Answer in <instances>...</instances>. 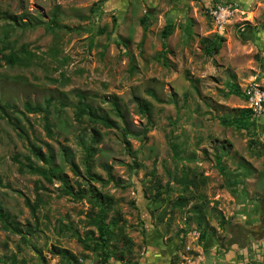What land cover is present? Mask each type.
Wrapping results in <instances>:
<instances>
[{
	"label": "rangeland",
	"instance_id": "374dc122",
	"mask_svg": "<svg viewBox=\"0 0 264 264\" xmlns=\"http://www.w3.org/2000/svg\"><path fill=\"white\" fill-rule=\"evenodd\" d=\"M174 1L0 0V50L21 60L13 66L0 62V204L24 235L30 230L23 241L0 227V264H11L12 258L16 264H64L54 248L84 254L79 264L88 258L102 263L99 256L82 253L65 228L81 237L95 233L85 226L90 204L57 198L56 178L41 182L43 204L31 216L24 197L35 199L38 177L20 173L12 161L27 155L14 125L43 152L44 144L52 147L70 184L88 183L112 202L107 222L116 218L122 226L113 241L116 260L123 255L118 264L144 258L151 231L160 233L163 243L176 239L172 264H226L224 254L232 245L240 250L260 243L264 110L240 123L233 118L250 110L243 92L253 84L264 87V2L239 5L219 31L200 0H182L185 7ZM214 36L225 41L207 56L204 48ZM233 88L239 95L229 94ZM46 100L51 139L41 116L23 108ZM80 101L116 124L95 126L101 141L91 174L101 182L85 176L83 147L92 127L86 116L81 123L75 119ZM140 101L149 104V119L140 113ZM60 145L71 151L79 176L66 165ZM198 210L204 217L200 227Z\"/></svg>",
	"mask_w": 264,
	"mask_h": 264
},
{
	"label": "trees",
	"instance_id": "16d2710c",
	"mask_svg": "<svg viewBox=\"0 0 264 264\" xmlns=\"http://www.w3.org/2000/svg\"><path fill=\"white\" fill-rule=\"evenodd\" d=\"M143 31H147L146 26L143 27ZM171 32L172 29L167 30L164 33L165 37L166 35L171 34ZM250 32L251 31L248 30L246 33ZM224 41L225 39L222 36H214V39L208 45L205 46L204 53L207 56L217 54L220 50L221 44ZM0 53V62L4 61L9 66L19 64L21 61L15 53L4 55L2 50H0ZM229 94L239 95V89L233 88L232 90H230ZM138 106L140 108V113L144 115L147 119H149V104L140 101L138 103ZM5 107L14 109L13 106H10L8 104ZM50 107V100H46L43 106H33L29 103H25L23 108L25 113L38 114L41 116L43 131L45 132V135L51 139L53 135L54 125L50 122L49 119V115L51 114ZM1 109H4V107L0 106V110ZM92 110L93 109L91 106L80 101L76 108L75 119L77 122L81 123V121H83V117L86 116L88 118V122L91 123L90 126L92 127V131L89 137L88 144L83 147L84 156L82 161L85 167L86 179L88 181L101 182L102 180L100 177L91 174V160L92 157L98 151L96 146L101 141V134L95 126L100 125L101 127L109 129L116 127V124L114 122H110L107 118H105V116H101L99 118L96 117V114L93 113ZM116 115L121 116L119 109L116 112ZM247 115L252 116L251 110H240V112L237 113L236 117L234 116L233 120L237 123H240L246 118ZM14 127H16V130L18 129L20 131L18 136L22 139V141L24 140L25 142L27 155L21 157L16 155L12 157V161L16 163L20 173L38 177L35 199L31 201L29 197H24V204L28 208L31 216L34 217L40 206L43 204L42 196L38 193V190L44 189V187L40 185L41 182L52 184L53 179L56 178L57 181L61 183L57 198L69 197L72 201L75 202H80L86 199L88 204H90V210L87 213L85 226L87 228H92L95 233L89 231L86 232L83 237H81L76 230L65 227L72 231L73 236H75L78 243H80L82 247V253L87 251L92 254H95L96 256H99L102 261L101 264H109L108 259L110 258L116 260L115 254L117 248L113 244V241L115 240V238L120 236L122 232V226L119 224L120 220L116 218H113L109 222H107V214L110 211L112 202L107 198L106 195L100 194L98 190H96L88 183L86 185V188H81L80 185L74 187L72 184H70L68 177L63 175L60 172V168L55 164V152L52 147L48 144H44L45 151L43 152L41 146L37 144L38 141L34 139L31 140L25 134V132L21 128H19L18 125H14ZM60 149L62 151V158H64V161L66 162V165L69 167L70 171L75 176H79L76 164L70 159L72 158L71 151L61 145ZM175 156L177 157L178 154L175 153ZM106 170L109 174L110 168L106 167ZM101 198L103 199V201L100 200ZM180 201L184 203L185 199L181 198ZM198 212L199 214L196 221L197 225L200 227L204 222V217L201 214L200 210H198ZM11 218L12 216L0 204L1 229H3L4 231H9L12 234L19 235L20 238L24 241L26 238L25 235H27L30 230H28V233H25L24 235V232L22 231V228H20L19 224L12 222ZM160 222H162V219H160ZM221 225L225 227L228 225V222L222 221ZM205 235L206 232H203L201 238L203 239ZM54 252L57 255L61 256L64 264H79V258L81 256L84 257V254H80L79 257L74 255L70 251L61 248H54ZM122 256H119L117 260L122 259ZM22 263L24 264V262ZM136 263L137 262H134L132 264ZM11 264H16L15 258H12Z\"/></svg>",
	"mask_w": 264,
	"mask_h": 264
},
{
	"label": "crops",
	"instance_id": "0c3cea01",
	"mask_svg": "<svg viewBox=\"0 0 264 264\" xmlns=\"http://www.w3.org/2000/svg\"><path fill=\"white\" fill-rule=\"evenodd\" d=\"M157 1L158 0H142V2H144L145 4H154ZM200 1L205 8L213 7V5L215 4L236 3L238 7L241 6V8L243 9L251 7L256 3L258 4L264 2V0H200ZM174 2H175L174 4H179L178 7L184 6V4H181L182 0H175ZM250 221L253 222L255 220L251 218ZM259 227L260 225H258V231L260 233H259V240L257 241H259L260 243L256 245L247 244L246 247H243V249L240 250H238L236 245H232L231 248L226 253L223 251L225 253L224 254L225 260L227 261L226 264H264V228L259 229ZM161 236L162 235L160 233H159V237L156 236L155 231H151L150 233H148L145 239L146 244L144 245V249H143L145 252V256L136 264H172L170 258L173 255L174 250L176 249L177 246L175 241L176 239H173L170 242L163 243L161 240L160 241L158 240L160 239ZM252 254H253V259H252ZM108 260H109L108 261L109 264H118V262L112 258ZM85 261L87 262L85 264L91 263V261H89V258L86 259ZM178 264H183V263H178Z\"/></svg>",
	"mask_w": 264,
	"mask_h": 264
},
{
	"label": "built area",
	"instance_id": "2783aa9c",
	"mask_svg": "<svg viewBox=\"0 0 264 264\" xmlns=\"http://www.w3.org/2000/svg\"><path fill=\"white\" fill-rule=\"evenodd\" d=\"M237 7L236 4H221L209 7L207 13L217 30L221 31L225 27V23L234 16ZM243 93L248 102L252 116L256 117L257 115H260L264 110V87L260 88L253 84ZM50 264H58V262L53 260Z\"/></svg>",
	"mask_w": 264,
	"mask_h": 264
},
{
	"label": "water",
	"instance_id": "95a60500",
	"mask_svg": "<svg viewBox=\"0 0 264 264\" xmlns=\"http://www.w3.org/2000/svg\"><path fill=\"white\" fill-rule=\"evenodd\" d=\"M153 12V9L149 10V13H152Z\"/></svg>",
	"mask_w": 264,
	"mask_h": 264
}]
</instances>
